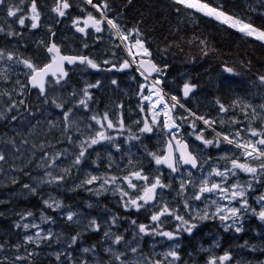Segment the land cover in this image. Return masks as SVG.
Returning a JSON list of instances; mask_svg holds the SVG:
<instances>
[{
    "label": "snow or ice",
    "instance_id": "1",
    "mask_svg": "<svg viewBox=\"0 0 264 264\" xmlns=\"http://www.w3.org/2000/svg\"><path fill=\"white\" fill-rule=\"evenodd\" d=\"M133 4L0 0V179L43 205L39 222L31 211L17 213L13 228L18 239L0 237V264H37L45 248L52 264H184L178 241L184 234L194 235L201 222L218 220L225 231L236 233L249 214L264 223V72L250 82L255 95L217 96L203 112L190 106L198 89L190 78L165 91L170 87L169 55L184 54L193 63L220 56L208 36L194 29L191 37L179 35L189 19L198 26L199 17L208 18L262 47L264 22L251 19L253 9L231 11L225 0H170L167 7L185 17V28L178 21L172 39L165 38L164 46L154 49L142 27L143 14L134 22L127 20ZM49 17L55 24L69 19L74 39L61 40L54 23L45 24ZM42 26L46 31L35 47L21 43L25 30L39 31ZM105 34L109 45L101 50ZM77 41L89 51L66 50L68 43ZM185 47L196 52L186 53ZM241 65L250 68L251 62ZM221 66L235 73L227 62ZM73 67L131 73L138 84L137 115L143 114L142 119L126 123L123 101H113L101 111L94 91L103 82L86 80L82 87L79 82L73 86ZM119 83L111 79V85ZM229 87L228 81H221L222 89ZM33 91L36 104L30 99ZM152 137L156 144L150 149L145 140ZM241 174L247 179L241 180ZM62 187L89 193V202L64 205L47 195V189ZM108 193L124 212L143 211L148 222L129 220L107 205L93 215L91 198ZM48 210L59 213L63 233L41 227L55 223ZM125 222L132 227L131 238L129 229L121 231ZM89 233L99 239L91 243ZM146 236H159L172 245L162 254L154 249L145 254L140 241ZM233 259L232 251L225 250L210 255L205 264H232Z\"/></svg>",
    "mask_w": 264,
    "mask_h": 264
},
{
    "label": "trees",
    "instance_id": "2",
    "mask_svg": "<svg viewBox=\"0 0 264 264\" xmlns=\"http://www.w3.org/2000/svg\"><path fill=\"white\" fill-rule=\"evenodd\" d=\"M115 2L117 5H120L123 0H115ZM213 2L220 3L221 0H213ZM225 2L231 11L253 9L251 19L257 23L264 22V15H261L264 13L262 0H225ZM78 3H80V0ZM169 3L170 0H134L133 6L128 10L127 20L129 22L140 19V13L143 14L146 23L142 27L150 34L154 49L157 46L162 48L165 38L172 39L170 32L172 29H175L178 21L180 22V27L185 28V17L174 15L171 9L167 7ZM77 9L76 11L78 12ZM72 14L75 15L76 12ZM2 18L3 15L0 14V20ZM187 24L188 27L185 31L179 33L180 36L191 37L192 30L194 29L198 34L202 33L212 39L213 43L218 46L220 52L219 58H207L198 60L195 63L191 62L184 54L169 55L167 58L171 68L167 77V82L170 87H166V89L170 92L173 91L182 79L190 78L196 82L198 84L196 98L193 101L194 104L190 102L191 107L194 109L199 108L201 112L208 110L212 106V101L215 97L227 96L229 94L236 95L234 92H236L235 90L237 88L250 85L256 73L264 72V47L261 46L260 42L242 36L238 32L227 29L226 26L204 17L198 18V26H196L197 21L192 19H189ZM173 51L176 50L173 49ZM185 52L195 53L196 49L194 47L191 49L185 47ZM241 61H250V68L242 66ZM223 62H227L228 66L234 67L235 73L230 74L225 72L221 66ZM221 81H228L230 87L222 89ZM79 86H83V84L79 83ZM98 95L103 104L107 103V99H110L108 98L110 97L109 93H98ZM1 130L3 131V129ZM5 183L4 181V184L1 185V188H5L2 191L11 192L18 188H13V186ZM54 190L61 196L66 195L63 187ZM12 204L16 207H35L39 205V200L31 197L27 199H14ZM115 210L119 214H123L120 208L116 207ZM58 219L63 222L60 218ZM5 228L4 225L0 224V229L4 230ZM89 237L92 240V237ZM189 242L194 243V240H190ZM37 264H52V259H50L48 253H40Z\"/></svg>",
    "mask_w": 264,
    "mask_h": 264
},
{
    "label": "rangeland",
    "instance_id": "3",
    "mask_svg": "<svg viewBox=\"0 0 264 264\" xmlns=\"http://www.w3.org/2000/svg\"><path fill=\"white\" fill-rule=\"evenodd\" d=\"M46 23H51V22L48 19L45 22V24ZM44 28H45V26H42L39 31H34V32L26 31L25 35H24V39L33 38L34 42L37 41L38 39H40L44 35V33L46 31V29H44ZM66 34L72 35V31H69V32L67 31ZM62 39L63 40L65 39V41L67 42V41H69L72 38H69L67 36H62L61 40ZM27 44L29 45L30 41H28ZM68 44L72 45V44H75V43H68ZM109 92H110V89H109V87L107 85L104 86L101 89L95 90V93H97V94L98 93L106 94V93H109ZM104 98H105V96H104ZM241 175H243V178H240L241 180H246L247 179V177L244 174H241ZM3 184H4V180L0 179V212L4 213L3 215H0V224L4 225L6 227L4 230L0 229V237L11 235L13 237V239H18V237L16 236V230L13 228V224L16 222V220H18L17 213L18 212H23L25 210L31 211V212H33L36 215L37 222H39L38 218L40 216L41 211L43 210V205L39 202V205L35 206V207H28V206H18V207H16V206H14L12 204L14 199H27L28 196L26 194H22L21 190L19 188H16L15 190H13L11 192L2 191V190H5L4 187L1 188V185H3ZM5 184H7V183H5ZM51 189H53V188H49V189L46 190L47 195L52 197L53 199H58V200L62 201L64 205H70V204L71 205H75V204L86 205L89 202L90 194L85 192V191H83V190H70L72 192L81 193V195L78 196L77 202L67 203V202L64 201L63 197H61L59 194H57L55 191H52ZM261 191H264V189H261ZM254 196H255V194H253V197ZM102 198H107L108 199V203L105 204V205H107L108 208L111 209V211L117 212L115 210L116 207H118L115 196H113L111 193H108V194H106L105 197H102ZM100 199L101 198L97 199L96 197H92L91 198V202L94 204V207L91 209V212H92L93 215L94 214L96 215L97 213H100V212L103 211L104 204L100 201ZM5 204H7V210L6 211L4 209V205ZM96 204H98L99 207H96L95 206ZM47 214L48 215H53L55 217V223H41V227L45 228V229L51 228L54 232H56L58 234L59 233H63L65 231V226H64L63 223H61L60 221L57 220V217L59 216V213L58 212L54 213L51 210H48ZM244 222H247V221H244ZM250 223H251V225H254V227L252 228L253 231L255 229V226H257V227H259V228L264 230V223L259 221L254 216H252V221ZM129 233H130V237H131L132 229L129 231ZM97 240H98V237L97 238H92V240H90V242L91 243H95ZM150 241H151V250L150 251H152L154 249V251L156 253H161V254L163 252H165L168 249L169 246L172 245L171 241L164 240V239L160 238L159 236H156V237L151 236V240ZM233 241L234 240L231 237H228V242L230 244L234 245L235 242H233ZM258 241H259V239H255L254 242L257 243ZM161 245H164V246L161 247ZM251 245H252L251 243L247 242V246L242 247V249H244V251H246V250H248L249 248L252 247ZM55 246L56 245H53V247H55ZM197 246H198L197 250L203 248V245H199V243L197 244ZM262 247H264V246L262 245ZM259 248H261V247H259ZM259 250H261V249H259ZM44 252H46V253H48L50 255V250H48L47 248L42 250L40 253H44ZM196 252L197 251H195V253ZM147 253H145V254H147ZM263 253H264V251L261 252L260 254H257V256H254V258H251V259L250 258H246L245 262H242L244 260V257H243V260H240L239 262H240V264H264V255H262V257H260L261 254H263ZM254 254H255V251H254ZM189 257H190V255H189ZM252 259H254V260L252 261ZM187 261H188V258L185 259V262H187Z\"/></svg>",
    "mask_w": 264,
    "mask_h": 264
},
{
    "label": "bare ground",
    "instance_id": "4",
    "mask_svg": "<svg viewBox=\"0 0 264 264\" xmlns=\"http://www.w3.org/2000/svg\"><path fill=\"white\" fill-rule=\"evenodd\" d=\"M251 93H255V89H252ZM251 221H247V222L243 221V230L241 231V233L243 235L247 236L249 239H248V241H242L240 243L239 247L242 251H244V249H242V247H245V242H249L252 244L251 246H255L257 248V250H256L257 254H260L261 252L264 251V247H262V245L264 246V233H263L264 230L255 226V229L253 231L252 228L254 227V225H251V223H250ZM209 234H210V237L208 236V237L196 239L195 244H194L195 246H193L195 248H193V247L187 248L185 259L188 258V261L186 262V264H205L206 260L209 258L210 255H216V256L219 255V247H217L212 242V239H211V237H213L215 235L213 233H209ZM88 235L91 236L92 238L98 237V236L93 235L91 233ZM98 239H99V237H98ZM255 239H259V241L257 243H255L254 242ZM224 240L228 243L229 246H237L236 242L234 245L230 244L227 241V237H225ZM198 243H199V245H203L202 249L197 250V247H198L197 244ZM259 247H261V248H259ZM251 249H252V247L245 251L247 256H245L242 252H237V251L232 250V253L234 256L232 264H237V261L243 260V257H244V260L242 262H245L246 258H250V259L254 258V255H253ZM259 249H261V250H259ZM195 251H197V252L195 253ZM189 255H190V257H189ZM262 255H264V253L261 254L260 257H262Z\"/></svg>",
    "mask_w": 264,
    "mask_h": 264
},
{
    "label": "flooded vegetation",
    "instance_id": "5",
    "mask_svg": "<svg viewBox=\"0 0 264 264\" xmlns=\"http://www.w3.org/2000/svg\"><path fill=\"white\" fill-rule=\"evenodd\" d=\"M242 89L243 90H248L247 87H244ZM240 178H243V175H241ZM122 217H127L129 220L130 219H136L138 223H147L148 222L143 211H141L140 213H136V214L123 215ZM169 223H171V222H169ZM213 223H214L215 229L218 232H220L221 237H222V238L219 239V237L213 236V239H212V242L217 247H219V254L220 255L223 254V251H225V250H231V251L234 250V249L239 250L240 247H239L238 242L236 241L239 238V236H240L239 233H235L234 230H230L231 233H227V235H226V234L223 233L224 228L220 225V222L218 220L217 221H213ZM172 226L174 227V224ZM125 228L129 229V231L132 229L131 225L128 222H125L123 224L122 231ZM204 228H203L204 229L203 231L208 232V234L212 233L211 221H208L207 223H205ZM201 232H202L201 230L200 231H196L195 230L194 235H192L190 237H188L187 234H184L179 239L178 243L182 246V249L193 247L194 244H195L197 235H200ZM127 235H128V238H131L129 232L127 233ZM225 237H227V241H228V237H231L234 240L233 242L237 243V246H229L228 243L224 240ZM150 240H151V236L144 237L140 241L141 247H143L144 249H150L151 248V241ZM190 240H194V243H190L189 242Z\"/></svg>",
    "mask_w": 264,
    "mask_h": 264
}]
</instances>
